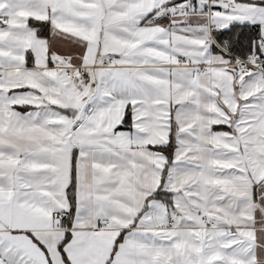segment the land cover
Segmentation results:
<instances>
[{"label": "snow or ice", "instance_id": "snow-or-ice-1", "mask_svg": "<svg viewBox=\"0 0 264 264\" xmlns=\"http://www.w3.org/2000/svg\"><path fill=\"white\" fill-rule=\"evenodd\" d=\"M0 264H264V0H0Z\"/></svg>", "mask_w": 264, "mask_h": 264}]
</instances>
